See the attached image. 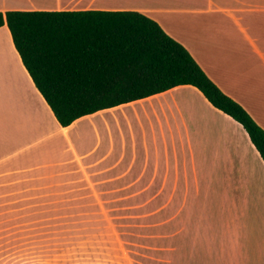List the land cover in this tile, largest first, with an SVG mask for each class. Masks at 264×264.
Here are the masks:
<instances>
[{
  "label": "crops",
  "instance_id": "obj_1",
  "mask_svg": "<svg viewBox=\"0 0 264 264\" xmlns=\"http://www.w3.org/2000/svg\"><path fill=\"white\" fill-rule=\"evenodd\" d=\"M13 9L140 12L264 130V0H0ZM125 215L149 219L100 233ZM0 264H264V161L187 84L61 126L4 24Z\"/></svg>",
  "mask_w": 264,
  "mask_h": 264
},
{
  "label": "trees",
  "instance_id": "obj_2",
  "mask_svg": "<svg viewBox=\"0 0 264 264\" xmlns=\"http://www.w3.org/2000/svg\"><path fill=\"white\" fill-rule=\"evenodd\" d=\"M21 62L61 126L178 85H192L242 125L264 161V130L186 48L137 11L6 10Z\"/></svg>",
  "mask_w": 264,
  "mask_h": 264
},
{
  "label": "rangeland",
  "instance_id": "obj_3",
  "mask_svg": "<svg viewBox=\"0 0 264 264\" xmlns=\"http://www.w3.org/2000/svg\"><path fill=\"white\" fill-rule=\"evenodd\" d=\"M83 218H85L84 224H86L88 222L87 218H90L91 216H82ZM94 216H92L93 218ZM106 218V219H105ZM149 216H136V215H125V216H103L101 219H99V221L96 220L97 223L99 224H104V222L107 221H114V222H137V221H148ZM89 224V223H87ZM103 230V231H102ZM102 231V234L105 235L106 239H114L115 237L113 236V234L111 232H107L105 231V228L101 227L100 233ZM63 232V231H62ZM80 234H82V236H86V238H88L90 236L91 233H93L92 231H83V232H78ZM99 233V232H95V235ZM98 235V234H97ZM81 256V255H80ZM82 259V258H81ZM80 259V260H81ZM79 261V260H78Z\"/></svg>",
  "mask_w": 264,
  "mask_h": 264
}]
</instances>
